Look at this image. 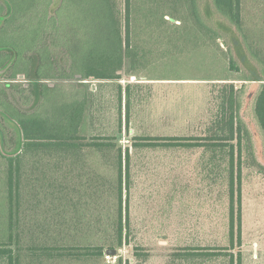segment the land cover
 Returning a JSON list of instances; mask_svg holds the SVG:
<instances>
[{
	"label": "rangeland",
	"instance_id": "374dc122",
	"mask_svg": "<svg viewBox=\"0 0 264 264\" xmlns=\"http://www.w3.org/2000/svg\"><path fill=\"white\" fill-rule=\"evenodd\" d=\"M53 1L59 6L63 0ZM78 1L67 0V11L73 18L84 14L85 8ZM103 3L108 13L113 11L116 15L124 41L128 7L131 8V46L124 47L120 80L83 81L92 94L88 97L81 134L87 141L98 136L111 137L123 153L129 149V189L125 184L126 164L123 187L120 185L116 150H89L80 159L81 167L56 157L54 152L50 157L21 158L19 161L25 163L19 188L22 231L21 238L14 239L13 249L21 254L22 264H186L174 256L193 247L227 245V172L231 169L228 157L221 151L213 155L203 148L145 149L133 145L136 137L215 136L220 126L217 122L222 97L226 95L229 100L230 85L234 86V98L241 104L246 127V137L236 148L235 159L236 181L241 183L242 190L243 240V246L235 252H241L242 264H264V131L255 112L263 83L248 81L245 71L231 70L224 41L197 24L188 0ZM243 11V31L249 47L248 55L245 48L241 53L243 67L249 71L256 68L264 76V0H243ZM2 19L1 16L0 25ZM8 79L3 77L0 85ZM45 83L54 85L58 81ZM33 85L39 87V83ZM119 85L124 95L126 88L132 87L128 126L125 96L123 122L119 113ZM20 98L21 102L29 100L28 95L22 94ZM39 100L30 107L31 112L38 107ZM0 123L13 141L11 147L0 151L1 246L11 242L10 174L5 157L22 152L23 136L13 120L0 115ZM239 173L241 177L237 176ZM120 187L124 190L127 243L117 255L82 261L40 260L33 255V247H107L110 241L116 245ZM0 264L7 263L0 258Z\"/></svg>",
	"mask_w": 264,
	"mask_h": 264
},
{
	"label": "trees",
	"instance_id": "16d2710c",
	"mask_svg": "<svg viewBox=\"0 0 264 264\" xmlns=\"http://www.w3.org/2000/svg\"><path fill=\"white\" fill-rule=\"evenodd\" d=\"M188 1L197 24L215 38L224 41L230 55L231 70L237 73L245 71L248 81L263 83L255 104V112L259 125L264 131V76H261L256 68L249 71L248 68L243 67L241 59L244 48L246 55L249 52L243 31V0ZM79 2L80 6L85 8L84 14L81 15V18H73V14L67 11V0H63L59 6L54 5L53 0H0V17L5 18L0 25V71L15 56L13 65L4 76L14 79L21 74L33 81H58L54 85H41L39 106L31 113H24L12 104L9 91L6 89L9 88L8 85L6 88H0V115L16 122L23 135L21 154L16 157H5L8 161L10 174L11 242L0 246V258L7 264H22L21 254L13 249L14 239L19 240L21 238L20 231H22L19 188L22 183V168H25V163L19 161L21 158L28 157V155L30 158L50 157L54 152L57 153L56 157L67 159L72 165L81 167L80 159H84L89 150L100 152L116 150L119 152L120 185L123 187V167L126 164L125 184L127 190L129 189L127 186L130 178L129 171L127 172V166L131 159L129 149L123 153L121 148H116V145L112 143L111 137L98 136L87 141L86 136L81 134V126L89 102L88 97L92 94L83 81L105 82L121 79L120 73L124 66V47L126 45L127 49L131 46L132 32L129 22L131 8L128 7V24L124 41L116 15L113 11L112 14L108 13L104 7L105 0H79ZM127 2L130 5V0ZM11 6L14 11L10 17L6 18L11 11ZM52 11L54 13L50 17ZM255 65L257 64L255 63ZM9 74L12 77H9ZM229 87L231 96L229 100L226 95L222 97L224 102L221 103L220 114L218 113L220 119L217 122L220 126L215 136H208V138L136 137L134 139L133 146L135 148H203L211 151L213 155L221 151L229 159L231 169L227 172L229 173L228 196L230 199L228 244L215 248L193 247L174 256L175 259L186 264H242L241 252L237 254L235 252L243 246L242 190L241 183L238 185L236 181L235 159L236 148H240L243 137H246L243 135L246 127L241 116V104L239 105L237 99L234 98V86L230 85ZM119 88L121 99L119 113L123 122V98L125 96L126 126H128L132 87L126 88L125 95L123 87L119 85ZM15 91L25 92L20 87ZM235 104H237L236 111H234ZM225 116L228 117L225 118ZM11 145H13V141L10 139L6 127L0 123V151L4 147H11ZM238 157L241 160V151ZM237 176L241 177V173ZM122 187H120L121 203L116 245L110 241L107 242L110 244L107 247H33L30 249L33 255L35 254L40 260L48 258L81 261L102 257L105 254L117 255L119 249L127 243ZM39 251L42 252L41 255L38 253Z\"/></svg>",
	"mask_w": 264,
	"mask_h": 264
},
{
	"label": "flooded vegetation",
	"instance_id": "af4514ba",
	"mask_svg": "<svg viewBox=\"0 0 264 264\" xmlns=\"http://www.w3.org/2000/svg\"><path fill=\"white\" fill-rule=\"evenodd\" d=\"M9 77H12V75L9 74ZM5 78H8V77L4 76V79ZM34 82L39 83V87H37V89L33 85ZM45 82L46 81H42V80H37V81L29 80V79H27L26 75L19 74L17 76V78H14V79L9 78L8 81H5L4 83H1L2 85H0V88H4V87L6 88V86L8 85L9 88H6V89L9 91L10 101L12 102V104L18 110H20V111H22L24 113H31L30 107H32V105L34 104L35 100L36 99H40L41 100V97H40L41 85L49 84V83H45ZM19 87H20V89H24L25 92L24 93H18L17 91H15V89H17ZM12 88H14V89H12ZM22 94L23 95H28V98H29L28 102H21L20 95H22ZM40 100H39V103H40ZM38 106H39V104H38Z\"/></svg>",
	"mask_w": 264,
	"mask_h": 264
},
{
	"label": "water",
	"instance_id": "95a60500",
	"mask_svg": "<svg viewBox=\"0 0 264 264\" xmlns=\"http://www.w3.org/2000/svg\"><path fill=\"white\" fill-rule=\"evenodd\" d=\"M8 3V2H7ZM13 13V8L11 6V11L9 13V15L6 17L8 18L11 14ZM5 18L2 19V21H4ZM14 60H15V57L12 59V61L4 68L0 71V80L4 77L5 73L10 69V67L13 65L14 63Z\"/></svg>",
	"mask_w": 264,
	"mask_h": 264
},
{
	"label": "crops",
	"instance_id": "0c3cea01",
	"mask_svg": "<svg viewBox=\"0 0 264 264\" xmlns=\"http://www.w3.org/2000/svg\"><path fill=\"white\" fill-rule=\"evenodd\" d=\"M243 24H245L244 11H243ZM243 27H244V25H243ZM19 154H21V152H19L17 155H15V156H13V157L18 156Z\"/></svg>",
	"mask_w": 264,
	"mask_h": 264
}]
</instances>
